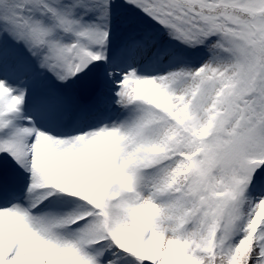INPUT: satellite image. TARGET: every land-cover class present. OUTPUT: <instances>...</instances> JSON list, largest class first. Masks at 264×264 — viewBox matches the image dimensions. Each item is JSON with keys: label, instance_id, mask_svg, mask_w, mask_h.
I'll return each instance as SVG.
<instances>
[{"label": "snow or ice", "instance_id": "obj_1", "mask_svg": "<svg viewBox=\"0 0 264 264\" xmlns=\"http://www.w3.org/2000/svg\"><path fill=\"white\" fill-rule=\"evenodd\" d=\"M0 264H264V0H0Z\"/></svg>", "mask_w": 264, "mask_h": 264}]
</instances>
